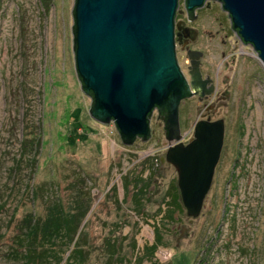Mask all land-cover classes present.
<instances>
[{
  "label": "rangeland",
  "instance_id": "374dc122",
  "mask_svg": "<svg viewBox=\"0 0 264 264\" xmlns=\"http://www.w3.org/2000/svg\"><path fill=\"white\" fill-rule=\"evenodd\" d=\"M73 7L0 0V264H56L23 253L29 216L39 228L36 252L46 244L68 255L65 224L61 236L39 239L54 201L66 216L85 214L81 264H264V67L253 49L241 58L232 38L208 56L220 79L213 115L227 131L201 214L190 218L180 197L166 196L179 192L161 122L154 116L150 138L125 145L113 122L90 116L75 67Z\"/></svg>",
  "mask_w": 264,
  "mask_h": 264
},
{
  "label": "water",
  "instance_id": "95a60500",
  "mask_svg": "<svg viewBox=\"0 0 264 264\" xmlns=\"http://www.w3.org/2000/svg\"><path fill=\"white\" fill-rule=\"evenodd\" d=\"M204 0H187L188 11ZM243 43L264 64V0H220ZM178 0H74L73 52L81 88L92 102L90 116L113 122L125 145L151 135L154 107L167 108L165 161L177 173L186 215L200 216L224 144L223 119L195 124L193 138L178 141L177 106L186 95L178 67L174 29ZM176 141V142H175Z\"/></svg>",
  "mask_w": 264,
  "mask_h": 264
},
{
  "label": "flooded vegetation",
  "instance_id": "af4514ba",
  "mask_svg": "<svg viewBox=\"0 0 264 264\" xmlns=\"http://www.w3.org/2000/svg\"><path fill=\"white\" fill-rule=\"evenodd\" d=\"M186 1L187 0H184V7L183 10H181V14L178 15V13H176L174 22L176 61L180 72L184 77L186 89L188 91V95L184 96L177 106L180 129L178 141L183 142L184 144H187L193 138L194 126L197 122L202 120L213 122L219 119L214 118L213 115L216 114L218 110L216 104L218 103L220 94L219 73H216L214 62L210 60V57L208 56L211 54L214 55V50L220 49L219 47L224 50L229 46L232 47V43L229 42L232 38L233 42L239 45L242 49V53H240L241 58L247 54L252 57L250 53H247L244 50L246 47H249L250 50L252 48L253 52L258 56L251 44L243 43L241 41L237 32L233 28L231 19L230 24L225 26L221 17L217 15V7L214 6L216 4L223 9L220 0H204L200 7L194 8L191 11L187 10ZM179 6L180 3L178 1L177 10H179ZM223 11L226 12L224 9ZM223 35L224 37H222ZM223 53L225 55V51H223ZM262 65L264 67L263 63ZM217 69L218 68H216V70ZM215 73L217 75L216 79L214 78ZM169 113L170 112L167 108L161 110L160 107H154L149 117V126L154 116L158 122H161L165 137L168 124L167 114ZM192 114H200V116L198 117V120L194 122L193 127H190L189 132L185 135V133L182 132V127L190 121ZM226 131L227 129H225L224 140H226ZM137 139L143 140L140 137H137L135 140ZM167 142L168 149L169 145L174 142Z\"/></svg>",
  "mask_w": 264,
  "mask_h": 264
},
{
  "label": "trees",
  "instance_id": "16d2710c",
  "mask_svg": "<svg viewBox=\"0 0 264 264\" xmlns=\"http://www.w3.org/2000/svg\"><path fill=\"white\" fill-rule=\"evenodd\" d=\"M29 188H32V194H34V188L30 186ZM169 194H173L174 196H176V203V201L179 199L178 193H176V189H168L166 192V196L168 197ZM45 199L47 201V204L50 203V199L47 200V197H45ZM49 206L50 207L48 209V214L52 219V224L49 230H46V228L48 227L44 226V228L40 231L42 235L39 239L43 242H48L49 237L54 238L55 236H61L62 234H58V229L65 224L62 228L64 229V233H69L64 234L65 239L67 240L68 238V255L64 259L60 258L55 254L53 248L46 247V244H43L42 246L37 248V250L40 251V254L36 252L34 242L39 228L38 223H36V219L33 216H29L27 219H25L26 225L28 227V237H26L23 243V253H25V255H30V257H36L40 259H44L45 257H53V259L56 260V264H81L80 261H87V259H83V256L87 255V251L85 249L82 251V249L80 248L83 247L81 241H83L84 228L79 227V223L82 222V220L85 218V214L81 211L79 213H73L69 214V216H66V214L62 212L59 202L55 203V201L52 202ZM51 219L48 218L49 221H51ZM30 264H33V262Z\"/></svg>",
  "mask_w": 264,
  "mask_h": 264
},
{
  "label": "bare ground",
  "instance_id": "6f19581e",
  "mask_svg": "<svg viewBox=\"0 0 264 264\" xmlns=\"http://www.w3.org/2000/svg\"><path fill=\"white\" fill-rule=\"evenodd\" d=\"M177 9H178V7H177ZM177 11V10H176Z\"/></svg>",
  "mask_w": 264,
  "mask_h": 264
},
{
  "label": "crops",
  "instance_id": "0c3cea01",
  "mask_svg": "<svg viewBox=\"0 0 264 264\" xmlns=\"http://www.w3.org/2000/svg\"><path fill=\"white\" fill-rule=\"evenodd\" d=\"M92 103V102H91Z\"/></svg>",
  "mask_w": 264,
  "mask_h": 264
}]
</instances>
